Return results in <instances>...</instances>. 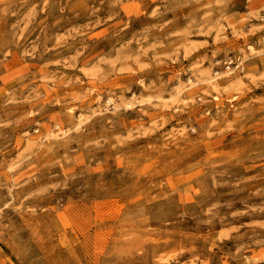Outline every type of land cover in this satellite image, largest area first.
I'll return each mask as SVG.
<instances>
[{
	"label": "rangeland",
	"instance_id": "obj_1",
	"mask_svg": "<svg viewBox=\"0 0 264 264\" xmlns=\"http://www.w3.org/2000/svg\"><path fill=\"white\" fill-rule=\"evenodd\" d=\"M0 264H264V0H0Z\"/></svg>",
	"mask_w": 264,
	"mask_h": 264
},
{
	"label": "bare ground",
	"instance_id": "obj_2",
	"mask_svg": "<svg viewBox=\"0 0 264 264\" xmlns=\"http://www.w3.org/2000/svg\"><path fill=\"white\" fill-rule=\"evenodd\" d=\"M54 135H55V133H54ZM58 135V134H57ZM60 135V134H59Z\"/></svg>",
	"mask_w": 264,
	"mask_h": 264
}]
</instances>
